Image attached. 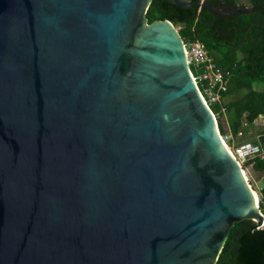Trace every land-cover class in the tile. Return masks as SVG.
Listing matches in <instances>:
<instances>
[{
    "label": "water",
    "instance_id": "1",
    "mask_svg": "<svg viewBox=\"0 0 264 264\" xmlns=\"http://www.w3.org/2000/svg\"><path fill=\"white\" fill-rule=\"evenodd\" d=\"M151 1L0 0V264H216L261 225Z\"/></svg>",
    "mask_w": 264,
    "mask_h": 264
},
{
    "label": "trees",
    "instance_id": "2",
    "mask_svg": "<svg viewBox=\"0 0 264 264\" xmlns=\"http://www.w3.org/2000/svg\"><path fill=\"white\" fill-rule=\"evenodd\" d=\"M250 6L237 0H210L211 7L227 6L237 11L217 15L210 9L193 5L183 8L170 0H152L146 11L148 22L167 19L173 23L185 42L199 40L223 68L235 64L223 92L225 115L233 134L242 136L249 125L264 116V0H249ZM251 9L250 13L247 11ZM216 114L219 106H211ZM220 132L225 131L216 115ZM264 152V129L256 140ZM243 167L264 176V158L252 157ZM264 201V182L259 189ZM254 221L235 222L216 264H264V228L252 229Z\"/></svg>",
    "mask_w": 264,
    "mask_h": 264
},
{
    "label": "built area",
    "instance_id": "3",
    "mask_svg": "<svg viewBox=\"0 0 264 264\" xmlns=\"http://www.w3.org/2000/svg\"><path fill=\"white\" fill-rule=\"evenodd\" d=\"M202 1L203 0H199L200 3ZM184 52L190 73L197 85L199 93L217 121L216 115H218V117L225 115L226 108L222 102V95L227 89L226 80L235 68V64L226 68L218 66L214 57L207 51L204 44L199 40L189 42L184 41ZM214 104L219 106V110L216 114L211 108ZM219 134L221 140L225 143L232 156L241 165H243L248 159L255 156L264 158V152L259 144L243 142L239 145H233V135L230 132L224 131L221 133L219 129ZM237 135H241V132H238ZM258 207L261 216V225L257 229H262L264 228V201H260V195Z\"/></svg>",
    "mask_w": 264,
    "mask_h": 264
},
{
    "label": "rangeland",
    "instance_id": "4",
    "mask_svg": "<svg viewBox=\"0 0 264 264\" xmlns=\"http://www.w3.org/2000/svg\"><path fill=\"white\" fill-rule=\"evenodd\" d=\"M237 3H238V5H242L244 7H249L250 6L249 0H237ZM176 28L178 29L179 27L177 26ZM219 119L221 120V122L223 121L220 118V116H219ZM255 124L256 125H249L245 129V132H246V130H247V132L244 133L242 136H240V140L252 141V142L254 140H256L258 138V136H259V131L264 129V116L261 115L259 117V119L256 121ZM242 167H243V165H242ZM243 169L245 171V174L247 176V179H248L251 187L255 190V192L259 196V189L261 187L260 186L261 183L258 185V181L257 180L261 176V174L259 172H256V171L252 170L250 167H243Z\"/></svg>",
    "mask_w": 264,
    "mask_h": 264
},
{
    "label": "crops",
    "instance_id": "5",
    "mask_svg": "<svg viewBox=\"0 0 264 264\" xmlns=\"http://www.w3.org/2000/svg\"><path fill=\"white\" fill-rule=\"evenodd\" d=\"M220 118L224 121V122L222 121V127H224L225 131L230 132L233 135V139H232L233 145H239V144L245 142V140H240V135H235L232 133L230 125L227 122L226 115H224V116L221 115ZM220 122H221V120H220ZM257 181H258V185L261 183L260 186H262V184L264 182V176L263 175L260 176Z\"/></svg>",
    "mask_w": 264,
    "mask_h": 264
},
{
    "label": "flooded vegetation",
    "instance_id": "6",
    "mask_svg": "<svg viewBox=\"0 0 264 264\" xmlns=\"http://www.w3.org/2000/svg\"><path fill=\"white\" fill-rule=\"evenodd\" d=\"M219 15H222V14H219Z\"/></svg>",
    "mask_w": 264,
    "mask_h": 264
}]
</instances>
